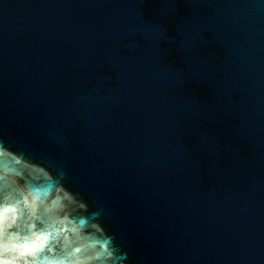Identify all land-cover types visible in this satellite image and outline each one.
Returning a JSON list of instances; mask_svg holds the SVG:
<instances>
[{
  "label": "water",
  "instance_id": "1",
  "mask_svg": "<svg viewBox=\"0 0 264 264\" xmlns=\"http://www.w3.org/2000/svg\"><path fill=\"white\" fill-rule=\"evenodd\" d=\"M4 264H264V0H0Z\"/></svg>",
  "mask_w": 264,
  "mask_h": 264
},
{
  "label": "snow or ice",
  "instance_id": "2",
  "mask_svg": "<svg viewBox=\"0 0 264 264\" xmlns=\"http://www.w3.org/2000/svg\"><path fill=\"white\" fill-rule=\"evenodd\" d=\"M3 215V210H0V231L3 230ZM0 264H4L2 246H0Z\"/></svg>",
  "mask_w": 264,
  "mask_h": 264
}]
</instances>
